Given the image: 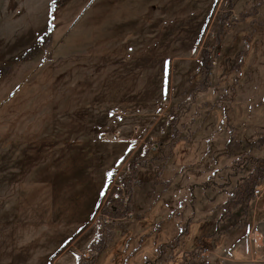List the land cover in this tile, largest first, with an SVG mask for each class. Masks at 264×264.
Listing matches in <instances>:
<instances>
[{
    "label": "rangeland",
    "instance_id": "1",
    "mask_svg": "<svg viewBox=\"0 0 264 264\" xmlns=\"http://www.w3.org/2000/svg\"><path fill=\"white\" fill-rule=\"evenodd\" d=\"M263 130L264 0H0V264H264V181L236 201L222 153Z\"/></svg>",
    "mask_w": 264,
    "mask_h": 264
},
{
    "label": "trees",
    "instance_id": "2",
    "mask_svg": "<svg viewBox=\"0 0 264 264\" xmlns=\"http://www.w3.org/2000/svg\"><path fill=\"white\" fill-rule=\"evenodd\" d=\"M200 62H199V70L203 67L202 70L205 69V66H204V63L205 61H207L206 59L208 58V54L206 53V51L202 50V53H201V56H200ZM206 76V75H205ZM206 79V77H205ZM205 79H202L203 81H199L198 85H206L208 86L209 82ZM237 79V78H234V80ZM209 87V86H208ZM195 94V93H194ZM191 95V94H190ZM197 95V94H196ZM196 100V97L195 96H190L189 98H186L185 100L181 101L175 108V113L171 114L170 115V118H169V121H168V124L171 126V133H170V138H169V142L166 143V145H168L171 148L174 147L175 143L178 142L179 140V133L177 132V128H176V124L181 120L183 119L184 120V117L186 116L187 114V110L190 106H193L195 104V101ZM226 102L228 103H231L232 102V97L230 98V100L228 99ZM182 124L184 123L183 121L181 122ZM189 136V135H188ZM176 139V142H171L172 139ZM241 140L244 144L243 146L247 149V152H250V150L254 149V148H260L262 145H264V130L262 132H259L256 134L255 138H248V139H239ZM239 140H237L235 137L233 138L232 135L228 136L226 142H225V146L223 148V151L222 153L226 156V157H235L232 159V165L230 166V169H231V173L234 174V175H238V174H241L243 173V171H245V168L248 166L250 167V171L244 176V180L239 184V186H235V192L234 194H232V198L233 199H239L244 197L245 196V193H247L248 195L252 194V191L253 189L257 186V184H261L263 181H264V177H263V174H262V170H261V165L260 162L263 160V159H260V158H255L254 156H251V155H246V153H242L240 155H238V157L236 156L237 155V152H234L233 149L229 148L228 149V146L229 144L230 145H233L234 143L238 144L239 145ZM240 141V142H241ZM125 144V147H128V145H131L132 146V143H127V142H124ZM131 149V147H129ZM169 154H171L169 152ZM121 157V155L119 156ZM118 158V157H117ZM168 159V158H167ZM260 159V160H258ZM166 160V159H165ZM164 161V160H163ZM133 163V161H131V164ZM143 164V163H142ZM156 168H154V171H155ZM223 170V169H221ZM124 181V186H127V179L123 180ZM212 181V180H211ZM208 182H209V179H206V180H203L202 182H194V183H191L190 185V188H191V191H192V188L193 187H199L201 189H207L209 188V185H208ZM153 183L154 184H159L161 185L162 187V190H160V192L158 191L156 194V198L159 197V195L161 194V192L163 193L164 191H167L170 186L173 185V180L171 177H168V178H164L162 177V175H159V174H156L153 178ZM216 184V183H215ZM220 184H216L215 186H220ZM114 195L113 197L111 198V200H109V202L106 204V208L107 209H110L111 211H113L112 213L115 214L117 217H118V213H122L124 211V206L119 202L116 203L115 199H117L118 196L117 195V192L116 190L114 191ZM234 195V196H233ZM176 196V195H174ZM120 197V196H119ZM119 199V198H118ZM193 200V199H192ZM236 200V201H237ZM238 200V201H239ZM242 200V199H241ZM249 202V201H248ZM248 202H245L244 205L246 206ZM192 201H190V205H191ZM192 208V206H191ZM172 208H169V212L167 214V217H172L174 216L172 213ZM224 214V213H223ZM222 214V215H223ZM123 215V213H122ZM220 220V218H219ZM189 222V220H186V222H184V224ZM124 223L126 226H128L130 223H131V219H129V217H126L125 219H119L117 221V224H119V228H120V231L121 232H124V229L125 227H123V224ZM159 223L158 222L156 225H155V230H156V227L159 226ZM222 223V221H221ZM243 225V224H242ZM111 224H108V225H100L101 227V231L103 234H101L102 236L103 235H106V237L110 234L109 233V230L111 228ZM217 226H220L219 224ZM215 228V231L213 232V237L215 235V249L217 251H220V250H223L225 248H227L228 243H226L225 241L227 240V237L231 235V233L233 232V229L241 226L240 225V222H237V223H234L232 224V226H228L226 227L225 229L223 230H218L219 227ZM184 227V226H183ZM121 228H124V229H121ZM158 229V228H157ZM154 230V229H153ZM183 233H185V228L183 230ZM224 233H227V234H224ZM226 235V237L222 238L224 239V241H222L221 243L223 244L222 247H220V249H218V237L220 235ZM100 235V236H101ZM180 234H178L179 236ZM101 236V237H102ZM224 243H226L224 245ZM105 245L102 246V248L104 247ZM173 248L174 247V244H170V243H161L159 244L156 249H155V256L154 258H146L143 262V264H160L162 261H163V258L164 257H161V254L164 252L165 253V250L166 248ZM104 249V248H103ZM101 249L99 252H95L94 254V258L93 260H89L88 262H85L86 264H96V261H97V257L99 256L100 252L103 250ZM84 262H82V259L79 260V264H85Z\"/></svg>",
    "mask_w": 264,
    "mask_h": 264
},
{
    "label": "built area",
    "instance_id": "3",
    "mask_svg": "<svg viewBox=\"0 0 264 264\" xmlns=\"http://www.w3.org/2000/svg\"><path fill=\"white\" fill-rule=\"evenodd\" d=\"M263 163L261 164V170H262V174H263V177H264V161H262ZM118 178H119V176L117 177V178H115V179H117L118 180ZM127 179V178H126ZM121 181V183L123 184L124 182L122 181V180H120ZM120 183V184H121ZM117 187H122L121 185L120 186H117ZM258 192V190L255 188L254 189V194L255 193H257ZM126 194H122L119 198H120V200H121V202H122V204H127L128 203V201H129V199H128V195H126ZM128 215H131L130 213H128Z\"/></svg>",
    "mask_w": 264,
    "mask_h": 264
},
{
    "label": "crops",
    "instance_id": "4",
    "mask_svg": "<svg viewBox=\"0 0 264 264\" xmlns=\"http://www.w3.org/2000/svg\"><path fill=\"white\" fill-rule=\"evenodd\" d=\"M220 157H221V156H220ZM225 158H226V157H225ZM227 158H228V157H227ZM233 158H235V157H234V156H233V157H229L228 159H230L229 161L231 162ZM222 164H224V163H222ZM224 165H225V164H224ZM215 166L217 167V170L223 167V165H222V166H219V165H217V163L215 164ZM208 169H209V168H208ZM206 170H207V169H206ZM216 203H219V202H216ZM216 205H217V204H216ZM216 205H215V209H217V208L219 207V206H218V207L216 208ZM220 208H222L221 205H220ZM217 210H218V209H217ZM220 211H221V210H218L217 214H219ZM209 213H210V212H209ZM220 213H221V212H220ZM219 215H220V214H219ZM259 247H260V245H259ZM235 249H236V248H235ZM235 251L238 252V251H239V248H237V250H235Z\"/></svg>",
    "mask_w": 264,
    "mask_h": 264
},
{
    "label": "snow or ice",
    "instance_id": "5",
    "mask_svg": "<svg viewBox=\"0 0 264 264\" xmlns=\"http://www.w3.org/2000/svg\"><path fill=\"white\" fill-rule=\"evenodd\" d=\"M55 2V0H53V3Z\"/></svg>",
    "mask_w": 264,
    "mask_h": 264
}]
</instances>
